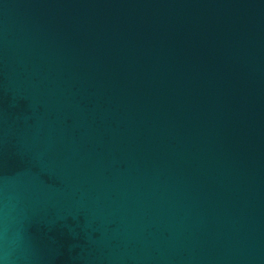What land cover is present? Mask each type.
<instances>
[{
  "label": "water",
  "instance_id": "obj_1",
  "mask_svg": "<svg viewBox=\"0 0 264 264\" xmlns=\"http://www.w3.org/2000/svg\"><path fill=\"white\" fill-rule=\"evenodd\" d=\"M2 264H264V0H0Z\"/></svg>",
  "mask_w": 264,
  "mask_h": 264
},
{
  "label": "clouds",
  "instance_id": "obj_2",
  "mask_svg": "<svg viewBox=\"0 0 264 264\" xmlns=\"http://www.w3.org/2000/svg\"><path fill=\"white\" fill-rule=\"evenodd\" d=\"M0 264H2V262H0Z\"/></svg>",
  "mask_w": 264,
  "mask_h": 264
}]
</instances>
